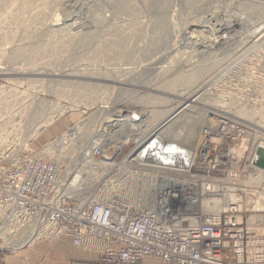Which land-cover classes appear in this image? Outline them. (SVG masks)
Returning <instances> with one entry per match:
<instances>
[{"label": "built area", "instance_id": "2783aa9c", "mask_svg": "<svg viewBox=\"0 0 264 264\" xmlns=\"http://www.w3.org/2000/svg\"><path fill=\"white\" fill-rule=\"evenodd\" d=\"M188 38L192 64L209 69L156 126H148L147 108L106 101L79 107L77 119L33 148L39 135L22 130L20 91L0 79V250L67 237L100 264H264V168L256 164L264 23L253 34ZM184 108L202 113L194 144L158 145V131ZM144 180H153L154 199L137 206L149 191H140ZM204 197L219 198L218 208L203 210Z\"/></svg>", "mask_w": 264, "mask_h": 264}, {"label": "rangeland", "instance_id": "374dc122", "mask_svg": "<svg viewBox=\"0 0 264 264\" xmlns=\"http://www.w3.org/2000/svg\"><path fill=\"white\" fill-rule=\"evenodd\" d=\"M249 1L257 3V0H167L168 5L160 17L151 6L152 0H0V79L16 84L20 91L22 130L34 131L36 110L44 114H40L44 121L43 117L49 118L65 107L55 122L36 134L39 136L31 147L38 148L42 142L59 135L77 119L81 106L91 109L96 105L99 107L102 101L114 100L141 105L148 113L171 107V104L149 106L139 99L149 94L164 96L165 93L159 91L160 85L177 73H186L196 67L192 64L188 36L197 34L205 38L206 34L216 33L218 24H225L231 16L236 18V8L241 9L239 4ZM71 14L74 17L66 21ZM243 27L239 25L226 31L248 34L257 28L243 30ZM207 59L208 56L203 62ZM52 69H75L73 73L76 74L70 79H48L43 75ZM207 70L200 74L198 81ZM80 81L85 84L96 82L110 88L107 92L104 90L106 94H102L99 102L89 106L82 101ZM52 103L56 107L60 105L56 112L49 107ZM21 249L0 250V254L9 258Z\"/></svg>", "mask_w": 264, "mask_h": 264}, {"label": "bare ground", "instance_id": "6f19581e", "mask_svg": "<svg viewBox=\"0 0 264 264\" xmlns=\"http://www.w3.org/2000/svg\"><path fill=\"white\" fill-rule=\"evenodd\" d=\"M153 2H151V6L154 7L157 10V13L159 14L160 17L163 16L164 14V10L166 9L168 3L167 0H152ZM188 1H192V0H188ZM3 3V2H2ZM244 3V2H243ZM241 3L239 4L241 7V9L236 8L235 12L237 14V17L234 18L233 16H231L230 19H227L225 22V24H218L219 28L216 30L217 32L220 33H224V32H228V31H232L233 27H237L239 25H243L245 29H251L253 27H256L257 24H262L264 23V0H257V3L255 4L253 1L252 3ZM120 4V3H119ZM238 5V6H239ZM243 11V12H242ZM234 13V12H233ZM25 15V14H24ZM197 15V14H195ZM232 15V14H230ZM242 16V17H238V16ZM165 16V15H164ZM16 17V16H15ZM74 16L71 14L69 15L65 20H71ZM196 17V16H195ZM233 17V18H232ZM253 18V20L251 19ZM254 18L256 19L254 21ZM190 19V18H189ZM252 20V21H251ZM220 21V20H219ZM43 22V21H42ZM170 22V21H169ZM58 23V22H57ZM72 23V22H71ZM163 23V22H161ZM60 24V23H59ZM31 25V24H30ZM49 25V24H48ZM73 25V24H72ZM159 25V24H158ZM161 25V24H160ZM165 25V23H164ZM167 26V25H166ZM162 27V26H160ZM163 28V27H162ZM232 28V29H231ZM156 29H158L156 27ZM193 29V28H192ZM226 29L228 31H226ZM231 29V30H230ZM242 28H240L241 30ZM52 30V29H51ZM162 30V29H161ZM168 29H166L167 31ZM242 31V30H241ZM257 31V28L252 29L251 31H249V34H253ZM30 32V31H29ZM168 32V31H167ZM166 32V33H167ZM159 33V31H158ZM162 33V32H161ZM173 33V32H172ZM171 33V34H172ZM232 33V32H230ZM162 35V34H161ZM187 35V34H186ZM11 37V36H10ZM173 37V36H172ZM161 43V42H160ZM159 43V44H160ZM55 44V43H54ZM154 44V43H153ZM158 44V43H157ZM155 45L156 47H158V45ZM207 44V43H206ZM161 45V44H160ZM120 46V45H119ZM162 46V45H161ZM155 47V48H156ZM63 48V47H62ZM117 48V47H116ZM59 50V49H58ZM115 50V49H114ZM157 50V49H156ZM162 50V49H161ZM112 51V50H111ZM110 52V51H109ZM116 52V51H115ZM119 52V51H118ZM147 52V51H146ZM145 52V53H146ZM166 53V52H165ZM110 54V53H109ZM177 55V54H176ZM180 55V54H179ZM178 57V55H177ZM12 58V57H11ZM183 59V58H182ZM153 61V59H152ZM177 61V60H176ZM154 63V62H153ZM22 65V64H21ZM65 65V64H64ZM29 68V67H28ZM43 68V67H42ZM45 68V67H44ZM50 68V67H49ZM67 68V67H66ZM74 68V67H73ZM21 69V68H19ZM37 69V68H36ZM40 69V68H39ZM48 69V68H47ZM69 69V68H68ZM68 69H64V70H46L43 75L47 76L48 79H50L49 77H59L60 78H74L75 77V73H73V69L72 71H68ZM85 69V68H84ZM208 69V65H201L198 64L196 65V67H194L191 71L189 70L186 73H177L175 76H172V78L170 80H168L166 83H163L162 85H160V89L159 91L162 93H165L164 96H159L160 94L157 95H147L142 97L141 99H139L141 103H145V104H149V106L154 105V104H162V105H170L172 104V102L174 100H179V99H185L187 97H185V95H188L189 91L191 90L190 88H192L195 83L201 78H199L200 74L204 71H206ZM13 70V69H11ZM22 70V69H21ZM45 70V69H44ZM79 70H83V69H79ZM78 69L76 71H79ZM169 71V69H167ZM3 71V70H2ZM6 71V70H5ZM36 71V70H35ZM34 72V71H33ZM40 72V71H38ZM22 73V72H21ZM32 73V72H31ZM35 73V72H34ZM79 73V72H78ZM84 73V71H83ZM83 73H80L83 74ZM87 73V72H86ZM90 73V72H89ZM105 73V72H104ZM6 74V73H4ZM33 74V73H32ZM40 74V73H38ZM42 74V72H41ZM106 74V73H105ZM108 74V73H107ZM84 75V74H83ZM92 75V74H91ZM14 76V75H13ZM44 76V77H45ZM86 76V75H84ZM116 76V75H115ZM118 76V75H117ZM92 77V76H91ZM94 79V77H92ZM110 78V77H109ZM199 78V79H198ZM116 80V78H114ZM52 80V79H51ZM57 80V79H55ZM54 80V81H55ZM114 80V81H115ZM97 81V80H96ZM99 81V79H98ZM117 81V80H116ZM30 82V81H29ZM81 82V81H80ZM121 82V81H120ZM80 84V92L82 94V101H84L85 105H95L97 102H99L100 97H102V94L105 93V91H109L108 88H110L107 85H102L96 82H91V83H79ZM148 85V84H147ZM79 86V85H78ZM83 86V87H81ZM149 86V85H148ZM1 87V86H0ZM75 87V85H74ZM8 89V88H7ZM190 89V90H189ZM78 90V92H79ZM105 90V91H104ZM73 91V90H72ZM158 91V93H159ZM76 91V93H78ZM167 92H172V94H169ZM109 93V92H108ZM67 94V93H66ZM80 94V93H79ZM106 94V93H105ZM122 94V93H121ZM185 94V95H184ZM71 96V95H70ZM74 95V99H75ZM173 96V97H172ZM119 97V96H118ZM34 98V97H33ZM77 98V97H76ZM81 99V98H80ZM108 99V98H107ZM110 99V98H109ZM34 100V99H33ZM32 100V101H33ZM79 99L77 98L76 101H78ZM36 101V100H35ZM46 101V100H45ZM49 102V101H46ZM103 103L105 101H102ZM135 102V100H134ZM138 102V103H139ZM38 103V101H37ZM41 103H43L41 101ZM45 104V103H44ZM151 104V105H150ZM27 105V104H26ZM36 105V104H35ZM48 105V103L46 104ZM51 105V104H50ZM49 107L53 109V112H56L57 109H59L60 105H58L59 107H56L57 105H52ZM29 106V104H28ZM97 106V105H96ZM23 107V105H22ZM26 107V106H25ZM48 107V106H47ZM46 107V108H47ZM32 108V107H30ZM23 109V108H22ZM48 109V108H47ZM50 109V110H52ZM101 109V108H98ZM65 111V107H63L61 110L57 111L56 114L50 116L49 118L43 117L44 120L42 119V117H40V114L42 112H40V114L38 113V111L36 110V112L34 113V120H36L37 122H35L34 126V132L35 135L40 133L43 129H45L46 127H48L49 125H51L53 122L56 121L57 117H59L63 112ZM52 112V113H53ZM147 112V123L148 126H156V125H160L162 124L169 116V114H172L173 112V108H164V109H154L152 111H150L148 113ZM235 113H238L242 116H248V117H253L256 112H254L251 109H247V108H243V107H237L234 110ZM30 113V112H29ZM43 114V113H42ZM51 114V113H50ZM264 114V113H263ZM30 115V114H29ZM31 115V116H32ZM44 115V114H43ZM42 115V116H43ZM77 115V114H76ZM202 113L201 112H196V113H192L190 108H184L183 110H181V112L179 114H176L175 117L173 118H169L170 120H168L166 122V124L164 126L161 127V129L158 131L157 135H156V143L158 144L159 142L163 143L165 146L168 147H187L189 148L190 146H192L195 142L196 139V134H198V131L196 133L197 127L203 122L202 119ZM27 116V115H26ZM30 116V117H31ZM78 116V115H77ZM33 118V117H32ZM39 118H41V121H38ZM78 118V117H77ZM264 122V120L262 121ZM23 127V126H21ZM33 127V126H30ZM263 139V138H261ZM159 145V144H158ZM172 149V148H171ZM174 150V149H173ZM257 177V171H256V175ZM150 181V183L148 184H141L140 185V191L145 192L147 190L148 193H145V195L143 197V200L140 199H135V203L137 206H143L144 204H147L150 200L154 199V195L151 194V189L153 186V180H144L143 182H147ZM136 182L134 181L132 183L133 186H137V184H135ZM183 187V185H181ZM215 187H218V185H215ZM134 188H130L129 187V193H133ZM136 191V189L134 190ZM126 197V196H125ZM221 202V200H219V198H215V199H206V197L202 198V209L203 210H210V209H216L218 208V204Z\"/></svg>", "mask_w": 264, "mask_h": 264}, {"label": "crops", "instance_id": "0c3cea01", "mask_svg": "<svg viewBox=\"0 0 264 264\" xmlns=\"http://www.w3.org/2000/svg\"><path fill=\"white\" fill-rule=\"evenodd\" d=\"M97 259L95 252L74 247L67 237L34 243L9 258L0 254V264H98ZM142 263L162 264L153 257L144 259Z\"/></svg>", "mask_w": 264, "mask_h": 264}, {"label": "water", "instance_id": "95a60500", "mask_svg": "<svg viewBox=\"0 0 264 264\" xmlns=\"http://www.w3.org/2000/svg\"><path fill=\"white\" fill-rule=\"evenodd\" d=\"M157 153L161 156H169L171 153L168 150H165L163 148L157 149ZM258 158L256 160V164L259 167L264 168V147H260L257 152Z\"/></svg>", "mask_w": 264, "mask_h": 264}]
</instances>
